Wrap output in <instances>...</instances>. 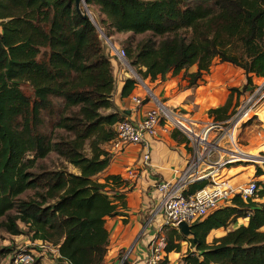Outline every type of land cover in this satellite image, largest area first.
<instances>
[{
  "label": "trees",
  "instance_id": "obj_1",
  "mask_svg": "<svg viewBox=\"0 0 264 264\" xmlns=\"http://www.w3.org/2000/svg\"><path fill=\"white\" fill-rule=\"evenodd\" d=\"M85 3L105 16L99 25L107 37L151 34L124 49L128 64L143 80L196 66L187 75L186 88H197L215 59L244 72L243 90L264 78V0ZM113 59L75 0H0V230L49 244L54 264H103L109 244L106 219L126 206L123 195L112 194L124 183L119 176L96 179L111 160L105 145L116 138L115 127L125 119L112 102ZM136 85L135 79L125 80L121 99ZM229 90L223 106L208 110L214 122H227L235 112L232 98L239 91ZM56 102L61 107L57 114ZM54 115L52 126L66 134L57 140L42 131L44 118ZM259 119L264 122V112ZM178 135L172 133L173 138ZM50 153L64 165L38 167ZM261 175L257 168L255 176ZM208 184L196 181L183 194ZM257 187L254 198L243 201L236 195L193 224L191 236L164 227L166 257L180 253L187 242L183 264H264V183L258 181ZM217 230L222 235L209 242ZM10 254L0 249V260L8 264ZM166 257L161 264L168 263Z\"/></svg>",
  "mask_w": 264,
  "mask_h": 264
},
{
  "label": "crops",
  "instance_id": "obj_2",
  "mask_svg": "<svg viewBox=\"0 0 264 264\" xmlns=\"http://www.w3.org/2000/svg\"><path fill=\"white\" fill-rule=\"evenodd\" d=\"M92 9L98 24L102 23L105 20V16L99 12L97 6H92ZM119 34H112L110 40H114V45L122 49L118 43V40H121L117 37ZM126 63L128 64L127 60H111L112 73L115 80V91L112 95V102L119 112H124L126 115L125 119L127 120L140 121L145 112L154 107L155 101L161 102L158 99L161 96L165 97V103L161 102L162 104L170 108H176L181 112L189 113L193 119L202 121L195 118L193 113L185 109L184 106H194L201 99L207 104L211 100H214L216 103L210 104L212 106L210 108L217 109L224 105L229 95L226 92V81L217 76V73L209 75L208 78L204 79L205 82H201L195 89L185 87L179 89V81L174 78L165 79L166 76L164 78L158 77L154 81L147 78L148 82L153 86L151 87L152 90L142 81V84L135 86L129 97L121 99L120 93L124 81L133 79L135 74L130 65L128 64L129 67H127ZM221 90H224L226 93L216 94V92ZM132 96H137L141 99L142 104L140 107L135 106L131 102L130 97ZM187 101L189 106L184 104ZM260 122L261 129L256 135L250 136L248 149H245L247 151H254L264 146V122ZM174 132L169 134L158 132L157 137L153 139V142L151 141L152 161L147 166L140 165V150L138 148L128 147L123 151H115L111 143L105 145V149L111 154V160L109 166L96 179L99 182H104L106 177L119 176L124 183L120 187L114 188L112 194L123 195L126 206L119 210L120 215L106 219L109 244L103 264H123L125 261L127 264H139L147 256V245L161 232L163 195L157 191L156 184L162 181L174 184L179 179L185 160L189 156L186 144L182 141L185 138L178 132L176 133L181 136L178 135L177 138H173L172 133ZM244 154L254 157L255 161L258 159V161H264V158H258V155H264V151H259L258 155L248 152ZM233 165L225 167V170L222 171L233 185L237 186L250 180L259 181L254 176V168L251 169L252 173L248 175L246 173L241 174L243 167L240 164ZM218 231L220 230L214 232ZM16 237L11 236V238ZM26 242L31 243L33 246L38 241L32 242L26 237ZM188 246L187 242H183L180 253L167 255V264H174V261H179L180 264H183L182 257L188 250ZM46 258H40L39 264H54L53 259L47 260Z\"/></svg>",
  "mask_w": 264,
  "mask_h": 264
},
{
  "label": "built area",
  "instance_id": "obj_3",
  "mask_svg": "<svg viewBox=\"0 0 264 264\" xmlns=\"http://www.w3.org/2000/svg\"><path fill=\"white\" fill-rule=\"evenodd\" d=\"M110 47L113 51L109 52L111 57L120 61L125 60L123 49L117 48L113 43ZM126 65L129 67L127 63ZM133 79L136 80L137 85L142 84V80L136 74ZM130 99L135 106H141L142 101L139 97L132 96ZM262 101H264V79L259 88L250 94L237 107L234 115L224 123L198 121L189 113L155 101L154 107L145 112L140 121L124 119L116 125V138L111 142L113 149L123 151L128 147L138 148L140 161L144 166L150 164V143L157 137L158 132L180 133L186 139V147L189 149L188 163L179 179L174 184L166 181L156 184L157 191L163 195L162 229L158 237L156 236L147 245V256L139 264H161L164 261L166 257L164 250L166 240L162 234L164 227L178 230L177 225L181 222L193 225L215 210L229 205L236 195L243 201L256 196L257 181L250 180L236 186L222 171L229 165L244 162L232 153L234 146L230 132H235L241 122H244V118L249 120L251 117L248 116L256 113ZM225 125L227 128H224ZM229 143L232 149L225 148V144ZM249 162L257 163V161ZM201 180H206L209 184L192 195L183 194L190 184ZM32 247L35 253L32 249H19L10 257L8 264H35L44 253H53V247L47 243L38 241Z\"/></svg>",
  "mask_w": 264,
  "mask_h": 264
},
{
  "label": "rangeland",
  "instance_id": "obj_4",
  "mask_svg": "<svg viewBox=\"0 0 264 264\" xmlns=\"http://www.w3.org/2000/svg\"><path fill=\"white\" fill-rule=\"evenodd\" d=\"M89 11H90V14H91L92 18L94 19L96 25L102 30L103 34L105 35L104 30L98 24V22L96 21L94 15H93L92 7L89 8ZM182 33L185 34L186 32H182ZM113 34H115V33H113ZM150 35H151L150 33H145V34H141V35H133L131 33H128V34L123 33V34H119L117 37H119V39H121V40H118V43L121 46V48L124 50L125 47H127V46L135 47V45H137L142 40L148 38ZM99 37H100V33H99ZM108 38H109V41L106 40L103 36L100 37L104 50L109 54V52L112 51L110 44H112V43L114 44V40H112V39L110 40L111 37H108ZM156 40L159 41L160 38H156ZM125 60H127L126 56H125ZM131 69H133L135 74H137L136 69H134L133 67H131ZM195 71H196V66H192V67L188 68L186 71L182 70L177 75H172L171 73H169L166 75L165 79H170V78L173 79L174 78V79L179 81V84H178L179 89H182L184 87L186 88V86L188 85L187 75L190 73H193ZM211 74H217V76H220L221 78H223L226 81V83H227L226 92H228L227 94H230L229 89H231V88L238 89L239 92L233 93L231 113H232V111H236V109H237L236 107L240 106L250 94H252L254 91H256L259 88V86L262 84V80L264 79V78H258L257 80L254 79V81L252 82V85L247 86V88L245 90H243L242 88L246 84V77H245L244 72L241 69L236 68L230 64L221 63L217 59H215L213 61L212 66L209 70V73L205 74L203 76V80L201 82L202 83L205 82L204 79L208 78L209 75H211ZM220 77H218V78H220ZM145 80L147 82L144 80H143V82H145V84H147L148 88L151 89V87H153V86L150 84V82H148V79H145ZM201 82L199 84H201ZM193 89H195V88H193ZM24 91L26 92L27 95H31V93H32V91L26 87H24ZM222 92L226 93L224 90H221V91L216 92V94L219 95ZM228 97H229V95H228ZM158 99L162 103H165V97L159 96ZM203 101L204 100L201 99V100L197 101L194 106H190V107L184 106V108L191 111L195 118L201 119L204 122H207V120L213 121L212 118H209L207 111L209 109H211L210 107H212L210 104H215L216 101L211 100L209 104H207L204 101L206 103L205 104ZM263 103H264V101H262L259 104V107L256 110V115H255V113H251L248 116L251 118L249 120H245L246 118H244L243 119L244 122H241L240 127L237 130H235L236 143H237V145H239L240 148L238 146H234V150L232 153L234 154V156L236 158H238L240 160L241 159L246 160L248 158L255 160L254 157L244 154L246 152H248L250 154L254 153V155L255 154L258 155L257 153L259 151H264V146H262L261 148H258L257 150H254V151L245 150V149H248L247 146H248V140H249L250 136H252L253 134L256 135L257 132L261 129L260 128V126H261L260 121L261 120L259 119L260 120L259 121L258 118H259V115L264 112V106H263L264 104ZM58 104L59 103L56 102V109L54 112L55 114L60 113V111H61V107ZM184 104L188 105V101L184 102ZM262 106H263V108L260 109ZM234 113L235 112L232 113V116L234 115ZM257 115H258V117H257ZM56 117H57V115H54L53 117H51L49 119L46 116V118H44L45 120H44V124L42 127V131L46 135H48L51 138V140H57L58 137H60V136L66 137V134L62 130L55 129L52 126V122L55 123L57 120ZM224 128H227V125H225ZM153 139H155V138H153ZM153 139L151 140L152 142H153ZM152 142L150 143V150H151L150 151V162L152 161V159H151ZM225 148L232 149L230 143L225 144ZM187 150H188V147H187ZM258 157L264 158V155H260V156L258 155ZM187 159H188V157H187ZM187 159L185 160L183 170L188 163ZM263 162L264 161H258L255 164V163H251L249 161H244V162H240L237 164H240V166L243 167L241 174H243V173H246V174L250 173L251 174L252 173L251 169L254 168V176H255V171L257 168H259L262 171V175L260 177H256V178L260 182L264 183V163ZM237 164H234V165H237ZM61 165H64V163L61 160H59L58 157L54 153H50V155L48 156L47 159L42 160L38 163V167L41 166L42 169H44V170L45 169H47V170L54 169V168L60 167ZM140 165H142V163H140ZM66 166H67V169L69 172H72V173L77 172L76 169H74L72 166H70V165H66ZM23 197H25V196H23ZM242 223H244L243 220L238 221V224H242ZM21 229L23 231H25V227L23 225H21ZM262 230L264 231V228ZM222 232L223 231L220 230L216 233L215 232L211 233L208 237V241L210 242L213 238L219 237V235H222ZM24 248L30 249V250L32 249L33 252L35 253V249H33L31 243L26 242V236L21 235V236H17L16 238H11V236L6 234L3 230H0V249H7V250L11 251L10 257L15 252H17L19 249H24ZM37 255H39V253ZM43 257H47L46 258L47 260L53 259L51 252H46L40 256V258H43ZM0 264H5V263H3V261L0 260ZM174 264H180V262L174 261Z\"/></svg>",
  "mask_w": 264,
  "mask_h": 264
},
{
  "label": "water",
  "instance_id": "obj_5",
  "mask_svg": "<svg viewBox=\"0 0 264 264\" xmlns=\"http://www.w3.org/2000/svg\"><path fill=\"white\" fill-rule=\"evenodd\" d=\"M75 5H76V8L80 11V9L83 11V14L89 18V20L94 24V26L96 27L98 33H100V37L103 36L106 40L109 41V38L106 37L102 30L96 25L94 19L92 18L91 14H90V11H89V8L88 6L86 5L85 3V0H75ZM177 228L179 230V232L184 236V237H188V236H191V228H192V225H187L186 223L184 222H181L177 225Z\"/></svg>",
  "mask_w": 264,
  "mask_h": 264
},
{
  "label": "bare ground",
  "instance_id": "obj_6",
  "mask_svg": "<svg viewBox=\"0 0 264 264\" xmlns=\"http://www.w3.org/2000/svg\"><path fill=\"white\" fill-rule=\"evenodd\" d=\"M230 133L232 134V140H231V142H232L233 146H238V147H239V145H237V143H236L235 132H234V131H231ZM239 148H240V147H239ZM241 160H243V161H246V160H248V161H255V160L250 159V158H248V159H246V160H244V159H241ZM257 162H258V161H257ZM249 174H250V173H248V175H249Z\"/></svg>",
  "mask_w": 264,
  "mask_h": 264
}]
</instances>
